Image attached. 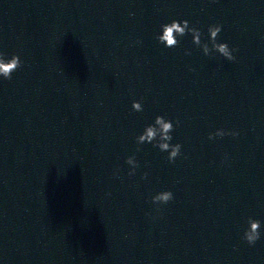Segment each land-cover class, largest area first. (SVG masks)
<instances>
[{
    "label": "water",
    "instance_id": "95a60500",
    "mask_svg": "<svg viewBox=\"0 0 264 264\" xmlns=\"http://www.w3.org/2000/svg\"><path fill=\"white\" fill-rule=\"evenodd\" d=\"M172 19L202 42L221 25L235 60L164 49ZM0 53L21 60L0 79V264H264V0H0ZM156 115L179 121L172 163L137 151Z\"/></svg>",
    "mask_w": 264,
    "mask_h": 264
},
{
    "label": "clouds",
    "instance_id": "9594fccd",
    "mask_svg": "<svg viewBox=\"0 0 264 264\" xmlns=\"http://www.w3.org/2000/svg\"><path fill=\"white\" fill-rule=\"evenodd\" d=\"M222 28L219 24H212L207 27V41L202 42V32L198 27L190 25L187 19H172L170 22L160 25L159 33L155 39L158 45H161L164 49L175 48L180 39L186 35L191 36L192 45L200 49L204 56H210L213 53L222 57L226 61H234L236 52L235 47H230L227 42H218L217 37L220 34ZM139 43V41H137ZM185 55H190L189 51H185ZM21 60L18 55H11L10 57L0 53V79L8 80L11 78V74L19 68ZM190 71L192 69H189ZM131 109L134 112H142L143 106L140 101L134 100L131 103ZM179 126V121L169 119L165 115H156L153 121L143 127L138 135L135 136V144L151 145L154 149L160 153L166 154V159L169 163L175 161V159L181 154V144L179 142L173 143L172 133L175 127ZM222 130H217L215 133H210L208 139L212 140L213 137H222L226 135ZM231 135L235 136L233 132ZM125 163L129 166L130 171L128 175L131 176L135 173L138 162L135 158V153L129 155L125 159ZM147 173L142 178H145ZM173 199V193L169 190L159 191L152 195L151 202L154 205H164ZM247 227L243 231L242 240L249 246L256 244L262 236V224L259 219H253L249 217L247 219Z\"/></svg>",
    "mask_w": 264,
    "mask_h": 264
}]
</instances>
